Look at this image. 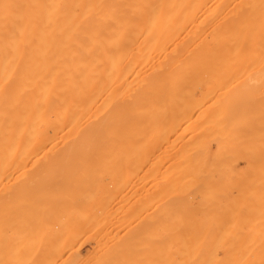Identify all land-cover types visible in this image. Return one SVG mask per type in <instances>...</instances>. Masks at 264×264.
<instances>
[{
	"label": "rangeland",
	"instance_id": "obj_1",
	"mask_svg": "<svg viewBox=\"0 0 264 264\" xmlns=\"http://www.w3.org/2000/svg\"><path fill=\"white\" fill-rule=\"evenodd\" d=\"M121 63L120 148L9 154V264H169L172 246L264 249V55Z\"/></svg>",
	"mask_w": 264,
	"mask_h": 264
},
{
	"label": "bare ground",
	"instance_id": "obj_2",
	"mask_svg": "<svg viewBox=\"0 0 264 264\" xmlns=\"http://www.w3.org/2000/svg\"><path fill=\"white\" fill-rule=\"evenodd\" d=\"M208 18L216 31L188 29ZM258 53L264 0H0V264H9V154L117 148L123 55ZM172 247L169 264H264L263 248Z\"/></svg>",
	"mask_w": 264,
	"mask_h": 264
}]
</instances>
